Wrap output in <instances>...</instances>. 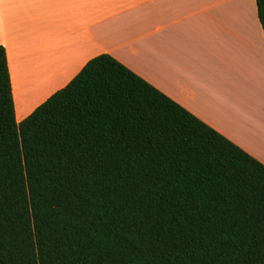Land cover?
<instances>
[{
    "label": "trees",
    "instance_id": "trees-1",
    "mask_svg": "<svg viewBox=\"0 0 264 264\" xmlns=\"http://www.w3.org/2000/svg\"><path fill=\"white\" fill-rule=\"evenodd\" d=\"M0 264H264V164L108 54L17 123L0 46Z\"/></svg>",
    "mask_w": 264,
    "mask_h": 264
},
{
    "label": "crops",
    "instance_id": "crops-1",
    "mask_svg": "<svg viewBox=\"0 0 264 264\" xmlns=\"http://www.w3.org/2000/svg\"><path fill=\"white\" fill-rule=\"evenodd\" d=\"M15 120L108 54L264 164L255 0H0Z\"/></svg>",
    "mask_w": 264,
    "mask_h": 264
}]
</instances>
